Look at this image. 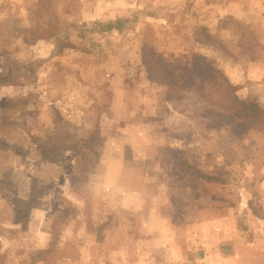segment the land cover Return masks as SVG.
I'll return each instance as SVG.
<instances>
[{
  "label": "rangeland",
  "instance_id": "rangeland-1",
  "mask_svg": "<svg viewBox=\"0 0 264 264\" xmlns=\"http://www.w3.org/2000/svg\"><path fill=\"white\" fill-rule=\"evenodd\" d=\"M0 75V264H264V0H0Z\"/></svg>",
  "mask_w": 264,
  "mask_h": 264
},
{
  "label": "trees",
  "instance_id": "trees-1",
  "mask_svg": "<svg viewBox=\"0 0 264 264\" xmlns=\"http://www.w3.org/2000/svg\"><path fill=\"white\" fill-rule=\"evenodd\" d=\"M203 58L202 57H198V61H202ZM206 69H211V67H208L207 64L203 65ZM216 74H218L221 77V82L223 81L226 87V90L228 91L229 94L232 95V93H234L236 91V87H234L233 85H231L223 76V74H220V71H216ZM10 86V82H9V78L8 75L5 76H1L0 75V89L3 86ZM255 98V97H254ZM254 98L252 99H245V100H240L237 96H233L232 97V103L234 104V106L232 107L233 110H238V111H243L246 113V116L250 119H255L258 120L262 123V125L264 126V114L262 111H260V108L258 107V105L256 104Z\"/></svg>",
  "mask_w": 264,
  "mask_h": 264
},
{
  "label": "crops",
  "instance_id": "crops-1",
  "mask_svg": "<svg viewBox=\"0 0 264 264\" xmlns=\"http://www.w3.org/2000/svg\"><path fill=\"white\" fill-rule=\"evenodd\" d=\"M252 255L249 253H241V252H235L228 257L227 260L234 261V263L230 264H241V262L252 260ZM256 258H259L258 260L264 261V256L260 257L257 255ZM245 263H251V262H245Z\"/></svg>",
  "mask_w": 264,
  "mask_h": 264
}]
</instances>
